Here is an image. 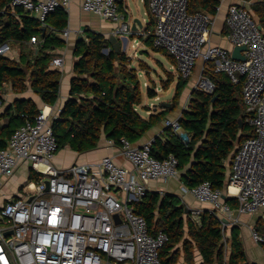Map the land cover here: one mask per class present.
I'll return each mask as SVG.
<instances>
[{
    "label": "built area",
    "instance_id": "1",
    "mask_svg": "<svg viewBox=\"0 0 264 264\" xmlns=\"http://www.w3.org/2000/svg\"><path fill=\"white\" fill-rule=\"evenodd\" d=\"M70 2L11 0V5L34 14L48 28V15L58 7L67 9ZM80 2L84 10L104 20L123 18L119 0ZM149 8L155 19L152 43L173 55L183 77L191 76L201 59L213 63L216 71L226 72L234 82L244 80L242 98L255 135L237 148L226 187L214 188L209 181L181 187L183 194L210 204L209 209L224 218V227L235 225V210L240 215L264 209V31L251 9L230 4L228 36L233 47L246 46L242 50L245 60H236L232 49L210 43L214 16L189 12V0H149ZM134 32L129 22H122L114 31L126 36ZM59 33L68 37L70 30ZM30 42H38V37ZM10 51L8 42L0 45V54ZM64 63V57L59 56L51 65L62 68ZM195 88L211 93L215 87L201 76ZM46 108L34 119H27L10 136L7 146L0 148V190L24 166L28 178L31 172L38 177L29 178L17 196L0 204V264H161L160 252L169 236L164 230L152 231L135 204L149 192L151 181L180 178L177 157L157 159L151 155L153 141L139 146L122 138L118 148L129 166L105 155L97 163L75 161L59 168L54 163L60 150L53 130L57 115ZM166 124L186 143L190 141L187 132L179 131L178 121L167 120ZM108 142L110 147L115 145L113 140ZM224 194L237 200L235 210ZM201 212L193 211V217ZM253 238L264 244V235L256 230Z\"/></svg>",
    "mask_w": 264,
    "mask_h": 264
},
{
    "label": "trees",
    "instance_id": "2",
    "mask_svg": "<svg viewBox=\"0 0 264 264\" xmlns=\"http://www.w3.org/2000/svg\"><path fill=\"white\" fill-rule=\"evenodd\" d=\"M243 1L250 4L264 31V0ZM220 3L221 0H189V12L203 11L215 16ZM150 16L152 29L146 30L145 37L140 36L155 51H166L152 43L155 19ZM46 23L48 28L21 7L13 8L11 0H0V45L12 42L26 47L19 60L0 54V88L11 83L15 91L23 92L29 80L34 92L52 106L60 95L62 72L50 68L51 50L64 42L58 33L68 25V12L58 7ZM132 35L133 39L137 38L135 33ZM32 37L42 40L35 52L30 44L26 46ZM75 54L80 58L74 65L76 74L71 80L70 96L53 122L59 149L69 147L79 154L86 153L97 149L104 136L116 145H120L122 138L136 143L164 116L163 112L145 118L139 112L137 108L142 103L139 69L126 52L113 48L109 38L88 32L87 38L76 44ZM167 54L172 65H176L173 55ZM205 74L213 82L214 91L208 93L195 88L189 108L179 118L180 127L190 135V141L186 143L169 127L165 139L157 137L153 141L151 155L160 160L170 155L177 157L181 179L188 187L209 181L214 188L223 190L227 183L226 159L248 137L254 136L255 131L247 122L249 114L242 98L244 80L234 82L226 72L216 71L211 62H207ZM188 81L189 78H179L176 103ZM147 94L155 97L157 92L147 87ZM38 114L39 108L32 99L14 101L0 115V119L8 121L0 126V148L7 146L19 126ZM33 174L31 181L38 179ZM227 200L236 202L234 197ZM135 210L146 218L152 231L164 230L169 236L160 252L161 264H178L182 252L188 264H225L222 221L210 209H205L196 219L192 214L186 217V207L180 204L179 196H161L152 191L135 204ZM230 240L229 264H258L248 260L238 227L232 228ZM195 250L202 256L199 263L195 261Z\"/></svg>",
    "mask_w": 264,
    "mask_h": 264
},
{
    "label": "crops",
    "instance_id": "3",
    "mask_svg": "<svg viewBox=\"0 0 264 264\" xmlns=\"http://www.w3.org/2000/svg\"><path fill=\"white\" fill-rule=\"evenodd\" d=\"M135 3H137V0H134ZM120 2V11L121 15L123 16L122 20L118 21H111V20H104L99 15L91 12L86 11L81 7L80 0H71L69 7L66 9L68 12V25L67 29L70 30L69 36L64 37L60 33L58 35L62 38L64 41L61 46L56 47L55 49L51 50V53L53 54L52 59L55 57H64L65 63L62 68L55 67L53 65L50 66L52 69H59L62 72V80H61V86H60V95L58 97V100L54 105H47L43 102L42 98L34 92V90L31 87L30 81L27 82V88L23 92H17L13 89L11 83H6L2 88H0V115L5 112V110L17 99H32L36 105L38 106L39 110L41 108L49 106L51 111L59 115L61 110L63 109L65 102L70 96V89H71V80L72 77L76 74L74 70L75 62L80 58V56L75 54V47L76 44L79 42L82 38H87L88 32H94V33H101L106 38H109L111 34H115L119 39H122L126 37L127 40L132 41V34L131 35H122L119 36V34L114 33L117 26H119L122 22H129L131 25L133 21L138 18L142 22V26H140L134 33L140 36L143 34L145 37L146 30L152 29V26L150 24L152 17L150 16L149 21L147 22L146 26L144 27V21L140 13H135L132 11L129 0H119ZM141 3L144 4L147 9L149 8V0H140ZM232 3H239L244 4L246 7L250 9V4L245 3L243 0H221V3L219 5V9L217 14L214 16L215 24L213 30H211L210 35V43L213 45H220L222 47L232 49L233 44L228 36L227 31V25H226V18L228 14V8L230 4ZM12 6V5H11ZM13 7V6H12ZM15 8V7H13ZM22 8V7H21ZM23 9V8H22ZM25 13H27L29 16L37 19V17L27 12L23 9ZM15 13V12H14ZM151 14V12H150ZM152 15V14H151ZM49 16V15H48ZM153 16V15H152ZM48 18V17H47ZM258 19V17H257ZM37 21H39L37 19ZM40 22V21H39ZM64 28V29H66ZM63 31V30H62ZM45 33V32H44ZM81 37V38H79ZM141 37V36H140ZM31 41V40H30ZM27 43L26 46H29L33 49V51H37L36 49L39 48V44L42 40L38 38V42L36 43ZM129 41H127V44ZM11 46V51L8 53V56L10 58H16L17 60L20 59L21 52L26 50L25 46H22L20 43L13 44L12 42L9 43ZM122 44V43H121ZM124 43V47L127 45ZM147 44V43H146ZM119 50H122L125 52V50L122 48V45ZM128 54V53H127ZM129 55V54H128ZM131 57V55H129ZM132 58V57H131ZM52 62V60H51ZM134 62V60H133ZM135 64V63H134ZM210 64V63H209ZM24 65V64H22ZM207 66V62H203L201 59L196 63L194 67V78L188 81L187 85L185 86L182 95L180 96V99L176 103L174 97L178 85V81L176 82L174 86V94L170 97V99L167 100H161V95L157 93L155 97H150L147 94V87H146V95L143 91L142 87V103L138 106L139 112L142 114L143 117L148 118L152 114H158V113H165L164 116L161 117V119L158 121L156 125H154L138 142L135 144L142 145L146 142H152L157 137H161L162 139H165L164 135L169 128L167 126L166 121L167 120H176L179 122V118L182 116L185 109L189 108L190 104V98L192 97V92L195 89V85L197 84L199 78L201 76L209 78L207 74H205V69ZM210 79V78H209ZM169 86L165 89H168ZM156 90V89H155ZM157 92V91H156ZM149 97H148V96ZM176 103V105H174ZM244 103V102H243ZM245 105V104H244ZM142 107V108H140ZM7 119L2 118L0 119V126L1 125H7L8 121ZM171 128V127H170ZM173 130V129H172ZM179 131H185L181 127ZM178 133V132H177ZM190 136V135H189ZM9 140V139H8ZM111 140L107 138V136H104L97 149L88 151L86 153L79 154L73 150H71L69 147H65L67 150V155L64 156V152H59L56 154L54 163L57 167H65L75 161L77 162H87V163H97L100 161L105 155L112 156L114 160L121 164V165H127L129 166L128 161L125 159V157L121 154L120 149L118 148V145H114L113 147H110L108 145V141ZM134 143V142H133ZM199 145V143H198ZM236 150V149H235ZM234 152L226 159V182L229 177V174L231 172V163L233 156L235 154ZM190 164H188L189 167ZM23 170V172H21ZM32 172L30 173V175ZM182 174V171H181ZM28 171L27 168L24 166L20 168L14 177L8 179L5 181L4 186L0 190V204L4 203L7 197L10 196H17V193L19 189L22 188V186L28 181ZM34 176V175H33ZM20 177H25L23 181L20 180ZM32 177V176H31ZM158 184H161L162 186L157 187ZM153 184L155 187H152L149 192H158L161 194V196H164L161 192H164V194H174L179 196L180 198V204L185 205L186 212L185 215L187 217L188 214L193 215V211H197V209H201L203 212L205 209L210 208V204H201L199 203L191 194H183L181 191L182 185H185L181 179V176L179 179L177 178H170L168 180H159V181H153ZM174 185H180L179 189L176 187L173 188ZM187 186V185H186ZM231 199V198H230ZM230 206L235 210L238 206V202L235 201H228ZM264 210V209H263ZM263 210H259L252 215L250 214H238V212L235 210V217L238 219V223L235 225H228L226 227L223 226L222 223V232L224 233L225 238L223 239L224 243L222 244L224 246L225 251V264H229V255L231 252V230L234 226L239 228L240 235L244 244V248L247 253L248 260L250 262H256L258 264H264V247L262 244L255 241L253 238V230H257V227L264 228V226H261V224H264V212ZM262 211V212H261ZM218 216V215H217ZM198 216H195L194 218H198ZM219 219L224 222V218L222 216H218ZM247 242V244H246ZM248 245V246H247ZM195 261L197 263L202 261V256L199 253L198 250H195ZM178 264H188L185 262L184 253L182 252L180 261ZM218 264V263H216Z\"/></svg>",
    "mask_w": 264,
    "mask_h": 264
},
{
    "label": "rangeland",
    "instance_id": "4",
    "mask_svg": "<svg viewBox=\"0 0 264 264\" xmlns=\"http://www.w3.org/2000/svg\"><path fill=\"white\" fill-rule=\"evenodd\" d=\"M129 3L132 11H134L136 14H141L145 27L150 18V9H147V7H145L144 4L140 2V0H137V3H135L134 0H129ZM136 36L137 38L135 39L131 38L132 41L129 38V43L125 47L123 41L121 45L125 52L131 55L135 65H137L139 69V76L142 81V87L145 95L146 87H153L156 89L158 95H161V100L170 99V97L174 94V86L182 75L179 73V70L175 65L173 67L171 61L169 60V55L166 51H155L151 44L148 43L145 39L139 37L137 34ZM194 72L195 70L193 69L192 75L188 77L189 80H192L194 78ZM166 84L167 86L169 85L168 89H165ZM67 150L68 149L66 148H61L58 153L65 151L64 156H66L68 153ZM21 172H23V170H21ZM24 179L23 177H20L21 181H23ZM149 186L150 190L152 189V187H155L153 181L149 183ZM160 186L162 185L158 184L157 182V187ZM179 186V184L177 186L173 184L172 187H176L177 189H179ZM247 214L252 215L253 213ZM261 226H264V224H261L260 227ZM259 232L264 235V228H260Z\"/></svg>",
    "mask_w": 264,
    "mask_h": 264
},
{
    "label": "water",
    "instance_id": "5",
    "mask_svg": "<svg viewBox=\"0 0 264 264\" xmlns=\"http://www.w3.org/2000/svg\"><path fill=\"white\" fill-rule=\"evenodd\" d=\"M140 26H142V22L138 18H136L133 21L131 28L132 30L136 31ZM259 28L263 29L261 24H259ZM44 31H45V28L43 32ZM109 40H110V43L113 45V48L118 51L121 47L122 39H119L115 34H111L109 37ZM123 40H124V43L127 44V41H128L127 38L124 37ZM245 49H246V46H235L232 50V57L236 60H245V56L242 54V50H245ZM105 51L107 50L105 49ZM236 151L237 149L235 150V152ZM224 197L226 198V200L231 198L230 196L227 197L225 194H224ZM116 218L118 219V216H116Z\"/></svg>",
    "mask_w": 264,
    "mask_h": 264
},
{
    "label": "bare ground",
    "instance_id": "6",
    "mask_svg": "<svg viewBox=\"0 0 264 264\" xmlns=\"http://www.w3.org/2000/svg\"><path fill=\"white\" fill-rule=\"evenodd\" d=\"M50 110L49 106H47L46 111L48 112ZM235 188H232L234 190Z\"/></svg>",
    "mask_w": 264,
    "mask_h": 264
},
{
    "label": "clouds",
    "instance_id": "7",
    "mask_svg": "<svg viewBox=\"0 0 264 264\" xmlns=\"http://www.w3.org/2000/svg\"><path fill=\"white\" fill-rule=\"evenodd\" d=\"M228 197V196H227ZM231 198H233V197H231Z\"/></svg>",
    "mask_w": 264,
    "mask_h": 264
}]
</instances>
